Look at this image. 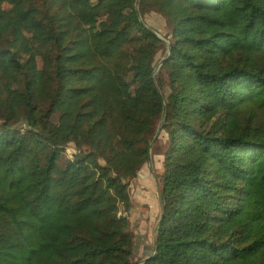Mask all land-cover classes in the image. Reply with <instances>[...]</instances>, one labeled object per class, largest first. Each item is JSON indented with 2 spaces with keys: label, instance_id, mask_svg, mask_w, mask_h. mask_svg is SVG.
<instances>
[{
  "label": "trees",
  "instance_id": "obj_1",
  "mask_svg": "<svg viewBox=\"0 0 264 264\" xmlns=\"http://www.w3.org/2000/svg\"><path fill=\"white\" fill-rule=\"evenodd\" d=\"M5 2L0 264H138L129 193L159 92L164 214L143 264H264V0Z\"/></svg>",
  "mask_w": 264,
  "mask_h": 264
},
{
  "label": "rangeland",
  "instance_id": "obj_2",
  "mask_svg": "<svg viewBox=\"0 0 264 264\" xmlns=\"http://www.w3.org/2000/svg\"><path fill=\"white\" fill-rule=\"evenodd\" d=\"M8 7L5 0H0V8ZM144 21L147 24V26L153 28L156 30L161 36H163L165 39L169 36L168 33V27L166 25L165 20L163 17H161L159 14L155 12L147 13L144 16ZM158 128V127H157ZM157 131V130H156ZM167 138L163 131L160 130L158 136L156 137L152 150H151V166L149 165L148 161L147 163L142 167V169L139 172L138 177L141 179H147L150 183L151 187V193L154 192V180L152 178L151 173L154 172V174L159 175L162 171V153L166 147ZM157 196V194H156ZM158 204V201H157ZM158 208H160L158 206ZM159 214H157V217ZM156 217V222L153 221V224L149 227L148 223L145 226L146 230L143 231L142 229V223H140V219L142 217L137 212L134 216L130 219V228L133 232V253L131 256L132 262H139L150 255L151 253V243H152V234H153V225L155 226L157 224L158 218ZM148 218V217H147ZM147 218L142 219L147 221ZM140 223V224H139Z\"/></svg>",
  "mask_w": 264,
  "mask_h": 264
},
{
  "label": "crops",
  "instance_id": "obj_3",
  "mask_svg": "<svg viewBox=\"0 0 264 264\" xmlns=\"http://www.w3.org/2000/svg\"><path fill=\"white\" fill-rule=\"evenodd\" d=\"M132 184H134L133 185L134 189H132L131 194L129 193L132 202L129 218L131 219V217L134 216L137 212L142 217V219L148 217L147 221L140 219V223H142L141 226L144 231L146 230L145 226L147 225V223L148 226L150 227L153 224V221L156 222L157 214H159L160 212V208H158L159 202L157 204L158 199L156 196V186L154 185V192L151 193L152 190L149 181L145 178L141 179L138 176L136 179L132 181ZM155 227L156 225L155 226L153 225L151 245L153 244Z\"/></svg>",
  "mask_w": 264,
  "mask_h": 264
},
{
  "label": "water",
  "instance_id": "obj_4",
  "mask_svg": "<svg viewBox=\"0 0 264 264\" xmlns=\"http://www.w3.org/2000/svg\"><path fill=\"white\" fill-rule=\"evenodd\" d=\"M136 13H137V16L139 18V20L142 22V24L144 26H147L144 21L142 20L139 12H138V8L136 7ZM147 28L156 36H158L159 38L161 39H164L163 36H161L156 30H154L153 28L151 27H148ZM163 63V59H161L159 61V63L157 64L153 74L159 69L160 65ZM159 96L161 98V101H162V104H163V116L160 120V123H159V126L157 128V131H156V134L152 140V142L150 143V146H149V153H148V163L149 165L151 166V150H152V147H153V144H154V141L156 139V137L158 136L160 130H161V126H162V123L165 119V111H166V106L164 104V100H163V97H162V94L161 92H159ZM152 175V178L154 180V183H155V186H156V194H157V199H158V202H159V206H160V217L157 221V224H156V227H155V231H154V237H153V244H152V251H151V254L149 256H147L146 258L142 259L139 264H143L145 263L149 258L153 257L155 255V236H156V233L158 232V229H159V226H160V223H161V220L163 218V214H164V206H163V202H162V197H161V192H160V187H159V184L157 183V177L156 175L154 174V172L151 173Z\"/></svg>",
  "mask_w": 264,
  "mask_h": 264
},
{
  "label": "built area",
  "instance_id": "obj_5",
  "mask_svg": "<svg viewBox=\"0 0 264 264\" xmlns=\"http://www.w3.org/2000/svg\"><path fill=\"white\" fill-rule=\"evenodd\" d=\"M68 153H70L71 155L75 152L74 149H72L71 147H69L67 149ZM133 189V184H131V190Z\"/></svg>",
  "mask_w": 264,
  "mask_h": 264
}]
</instances>
